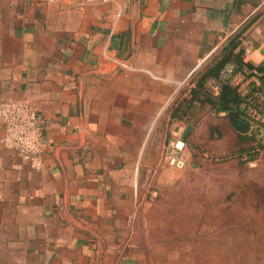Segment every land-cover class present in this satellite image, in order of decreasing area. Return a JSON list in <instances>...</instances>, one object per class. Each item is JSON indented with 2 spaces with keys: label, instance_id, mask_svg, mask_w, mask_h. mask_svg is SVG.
<instances>
[{
  "label": "crops",
  "instance_id": "crops-1",
  "mask_svg": "<svg viewBox=\"0 0 264 264\" xmlns=\"http://www.w3.org/2000/svg\"><path fill=\"white\" fill-rule=\"evenodd\" d=\"M261 9L260 0H0V102L27 99L48 142L42 170L0 145V264H146L138 233L149 171L162 172L166 144L184 132L206 136L228 121L235 130L198 85L243 35L264 67Z\"/></svg>",
  "mask_w": 264,
  "mask_h": 264
},
{
  "label": "rangeland",
  "instance_id": "rangeland-1",
  "mask_svg": "<svg viewBox=\"0 0 264 264\" xmlns=\"http://www.w3.org/2000/svg\"><path fill=\"white\" fill-rule=\"evenodd\" d=\"M184 104L191 119L195 109ZM228 126L211 124L206 136L184 132L177 137L190 164L149 171L153 196L138 233L146 264H264V139Z\"/></svg>",
  "mask_w": 264,
  "mask_h": 264
},
{
  "label": "built area",
  "instance_id": "built-area-1",
  "mask_svg": "<svg viewBox=\"0 0 264 264\" xmlns=\"http://www.w3.org/2000/svg\"><path fill=\"white\" fill-rule=\"evenodd\" d=\"M48 1L50 3L54 0ZM260 7H264V0H260ZM254 34L264 40V31L260 26L254 27ZM254 40L248 39L246 35L240 36L235 49L237 54H241L240 65H227L218 76L204 79L203 90L211 99L219 101L224 87H231L238 98V102L232 106V113L237 115V119L250 125L249 135L255 134L256 137L264 139V67L261 66L263 57L256 49ZM203 63L204 60H199L192 74L201 68ZM118 65L122 68L128 67L123 62H118ZM218 115L223 117L228 113L218 112ZM0 119L4 125V135L0 138V145L15 150L32 168L42 170L43 156L48 148L42 116L27 99L4 100L0 102ZM259 149L260 147L257 148ZM191 157V152L182 138L176 137L168 141L165 146L164 163L173 168L187 167ZM253 157L254 155H251L250 160ZM243 158L247 159L248 155Z\"/></svg>",
  "mask_w": 264,
  "mask_h": 264
},
{
  "label": "trees",
  "instance_id": "trees-1",
  "mask_svg": "<svg viewBox=\"0 0 264 264\" xmlns=\"http://www.w3.org/2000/svg\"><path fill=\"white\" fill-rule=\"evenodd\" d=\"M238 46L237 40H232L229 44L224 48L221 52L219 57L216 58L214 63L208 67L207 72L202 75L200 78V83L198 87L202 89L203 81L207 77L210 76H218L220 72L224 69V67L229 64L233 63L235 66H239L241 62V54H235L234 51ZM210 98V97H209ZM238 102L237 95L235 91L229 87L225 86L222 92V95L219 101L213 100L210 98V103L212 104L213 108L218 112H227V117L230 120L237 119V115L232 113V106ZM264 147V145H262Z\"/></svg>",
  "mask_w": 264,
  "mask_h": 264
},
{
  "label": "water",
  "instance_id": "water-1",
  "mask_svg": "<svg viewBox=\"0 0 264 264\" xmlns=\"http://www.w3.org/2000/svg\"><path fill=\"white\" fill-rule=\"evenodd\" d=\"M235 130L241 134H247L250 131V125L241 119H235L233 121Z\"/></svg>",
  "mask_w": 264,
  "mask_h": 264
}]
</instances>
